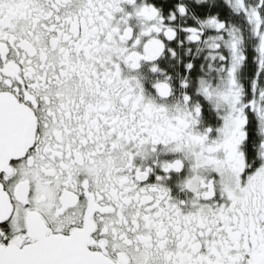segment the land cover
I'll use <instances>...</instances> for the list:
<instances>
[{"label":"snow or ice","instance_id":"snow-or-ice-1","mask_svg":"<svg viewBox=\"0 0 264 264\" xmlns=\"http://www.w3.org/2000/svg\"><path fill=\"white\" fill-rule=\"evenodd\" d=\"M0 264H264V0H0Z\"/></svg>","mask_w":264,"mask_h":264}]
</instances>
